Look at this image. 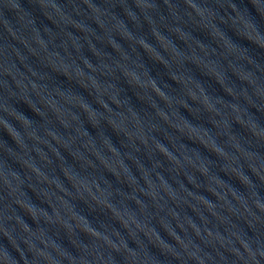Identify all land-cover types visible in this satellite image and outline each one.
Masks as SVG:
<instances>
[{"label":"water","instance_id":"95a60500","mask_svg":"<svg viewBox=\"0 0 264 264\" xmlns=\"http://www.w3.org/2000/svg\"><path fill=\"white\" fill-rule=\"evenodd\" d=\"M0 264H264V0H0Z\"/></svg>","mask_w":264,"mask_h":264}]
</instances>
